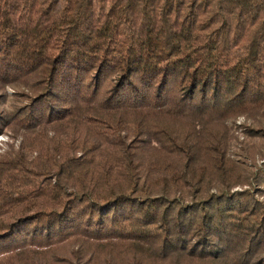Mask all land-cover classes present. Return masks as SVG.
<instances>
[{
  "label": "trees",
  "instance_id": "trees-1",
  "mask_svg": "<svg viewBox=\"0 0 264 264\" xmlns=\"http://www.w3.org/2000/svg\"><path fill=\"white\" fill-rule=\"evenodd\" d=\"M3 133L0 264H264V0H0Z\"/></svg>",
  "mask_w": 264,
  "mask_h": 264
},
{
  "label": "rangeland",
  "instance_id": "rangeland-1",
  "mask_svg": "<svg viewBox=\"0 0 264 264\" xmlns=\"http://www.w3.org/2000/svg\"><path fill=\"white\" fill-rule=\"evenodd\" d=\"M11 88L8 87L7 88V93L11 92ZM246 118L244 116H238L235 120V125L238 126V132H237V136H238V140H237V146H236V150L240 151L241 149H243V144H244V124H246ZM20 137L17 138L15 141H13L12 137H10V135L3 133L0 134V153L3 152L6 147L8 146L9 143L14 142L15 144H18L20 141ZM243 141V143H242ZM247 152V153H246ZM245 162L246 164L251 167L252 169H258V167H261L263 162H264V156L259 154V153H255V154H251L248 151H245L244 154H242L240 156ZM241 188H239L240 190Z\"/></svg>",
  "mask_w": 264,
  "mask_h": 264
}]
</instances>
